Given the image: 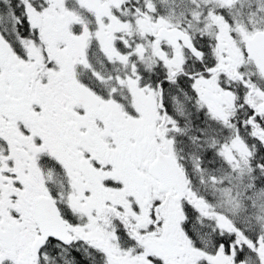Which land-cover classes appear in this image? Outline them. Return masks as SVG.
I'll list each match as a JSON object with an SVG mask.
<instances>
[{
	"label": "snow or ice",
	"instance_id": "snow-or-ice-1",
	"mask_svg": "<svg viewBox=\"0 0 264 264\" xmlns=\"http://www.w3.org/2000/svg\"><path fill=\"white\" fill-rule=\"evenodd\" d=\"M0 264H264V0H0Z\"/></svg>",
	"mask_w": 264,
	"mask_h": 264
}]
</instances>
